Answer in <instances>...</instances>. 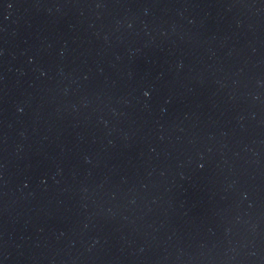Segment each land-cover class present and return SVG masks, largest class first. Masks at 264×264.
<instances>
[{
    "label": "water",
    "instance_id": "1",
    "mask_svg": "<svg viewBox=\"0 0 264 264\" xmlns=\"http://www.w3.org/2000/svg\"><path fill=\"white\" fill-rule=\"evenodd\" d=\"M0 264H264V0H0Z\"/></svg>",
    "mask_w": 264,
    "mask_h": 264
}]
</instances>
